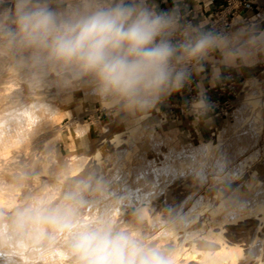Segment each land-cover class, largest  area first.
Returning <instances> with one entry per match:
<instances>
[{"label":"clouds","instance_id":"9594fccd","mask_svg":"<svg viewBox=\"0 0 264 264\" xmlns=\"http://www.w3.org/2000/svg\"><path fill=\"white\" fill-rule=\"evenodd\" d=\"M188 15L184 0H173L167 10L156 0H0V77L11 76L22 85L16 110L4 118L5 124L23 115L24 91H55L69 97L82 92L129 127H138L194 82L196 95L182 111L194 125L210 124L214 106L204 80L215 88L225 81L226 71L264 63V29L241 18L230 30L202 20L194 23ZM261 103L246 96L249 109ZM192 151L206 159L222 155L211 142ZM178 156L168 171L190 175L197 187L209 183L203 170L185 171ZM34 175L25 165L18 178L27 182ZM54 175L56 199L30 193L11 211L0 209V264H21V243L57 237L72 264H176L175 248L148 241L141 211L123 223L114 219L113 210L129 203L115 175L94 165L74 177L66 169ZM239 179L234 175L224 187L232 193L235 210L242 212L248 201L232 187ZM202 203L199 198L187 212L170 210L168 229L188 228Z\"/></svg>","mask_w":264,"mask_h":264},{"label":"rangeland","instance_id":"374dc122","mask_svg":"<svg viewBox=\"0 0 264 264\" xmlns=\"http://www.w3.org/2000/svg\"><path fill=\"white\" fill-rule=\"evenodd\" d=\"M260 1L264 3V0ZM260 11L261 13L258 15L257 22L259 27L264 29V5H262ZM239 17L240 18L234 19V23L241 18L243 21H247V19L241 16ZM250 21H252V19H250ZM238 26L239 24H235L231 30H234V28ZM242 70L243 72L237 77L238 84H236L235 87L236 94L227 95L225 97V99H228V102L223 106V111L210 113L211 121L214 123H217L219 120L224 121L221 129L222 134L220 133L221 138L214 140L212 143L217 146V152L222 155L206 159L194 154L192 151L195 145L212 140L211 123L207 124V126L204 123H200L198 126L199 132L196 137H185L182 132L183 127L186 126L188 122L192 121L193 117L188 115L187 117L184 116L177 120H173L170 110L171 106L168 105V108L165 109L161 104L159 105L162 110L160 112V123H153V120L149 118L143 125L142 130L140 128L137 134L127 143L116 147L111 143L107 145L105 154L100 156L103 161H105L106 166L104 167V171L117 177V185L120 187L121 194L126 196L129 202L126 206L116 207L113 210L114 219L117 220L119 218L117 222L123 223L124 219L130 216L134 210H143L141 212L143 216H145L144 223L146 224L143 223L142 227L147 226L145 227L146 229H144V227L143 229L145 235L148 237V241L150 243L155 242L156 245L160 243L159 245L166 247L164 243H167V238L171 236L170 234L173 232L168 230L166 221L164 222L170 210L175 213L181 211L187 212L188 207L199 198L204 201L201 206L205 203L209 204V202L216 203L215 206H217L220 202H224L223 205L220 206V213L215 220H212L213 217L210 214V210H206L202 213L203 215L195 213V220L191 222V225H196L197 223L195 222L201 217L206 218V224L201 228V230L203 229L201 232L204 234L210 232L211 228L220 230V226H223V233H225L224 237L227 245L231 246L236 244L240 245L243 249L242 255L238 257L240 261L237 259L236 264H264V211L259 209V206L264 204V104L261 103L253 112L251 111L252 109L246 107V104L243 102L241 103L240 100L241 96L244 94L240 83L246 79L244 72L246 70L252 71V75H256L257 82H259L253 85L250 91L256 94H261V91L264 92V63H259L254 67L244 68ZM20 85L21 83L11 76L0 77V128L2 130L0 131V182L4 181L0 184L5 183V181L7 182V184H2L6 186L5 188L3 186V190L2 185L0 188V200H2L0 202V208H4V210L7 211H11L17 205L22 204L24 202V195L30 193H38L37 195L46 194L51 199H56L59 193L53 190L57 183L54 174L61 169H66L68 175L74 177L92 165L99 166L96 162L98 156L92 155L91 152L83 155L85 147L89 143V134L85 128L87 126H94L99 137L101 136L102 138L106 135L110 139L119 119V116L112 115L103 109L94 98L86 96L82 92H76L71 97L57 94L55 91L42 93L41 95L44 96L43 100L41 99L42 101L39 100L38 102L35 100L36 98L33 97L36 96L35 93L29 96L27 91H24V107L19 108V111L23 113V115L19 117L14 124L6 125L4 117H7L10 112L16 110L14 104L16 103L18 94L21 93L22 90V85ZM164 122L168 126L178 129L177 133L166 131L162 124ZM5 126L6 128L3 129L2 127ZM3 130L5 131L3 132ZM26 133H28L29 136H27L28 134L26 135ZM3 146L4 148H2ZM2 149L5 150L2 151ZM178 152L179 156L177 159L183 164L185 171H194V169L195 171H199L202 169L206 173L209 181L206 186L197 187L192 182L190 175H185L183 177L179 175L175 176L167 170L174 154ZM2 158L5 160H2ZM25 165L28 166L29 169H34L35 171L32 180L30 181L29 179L26 183L18 178L21 167ZM13 169L14 171H11ZM16 171L17 176H15ZM236 174H241L240 179L237 180L232 187L234 186L239 189L248 201L247 209L242 212L235 210L233 201L230 199L232 193L224 191V184L229 181L231 182L233 176ZM171 181H173V183ZM179 181L181 183H179ZM34 182L36 188H33ZM139 183L141 185H139ZM45 184L46 186H44ZM190 184H194L192 185V189ZM19 186L20 188H18ZM194 186L197 188L195 189ZM45 187H47L48 190ZM175 188L177 189L175 190ZM171 189H173V192L169 191ZM166 190H168V192ZM6 191L7 193H4ZM177 193H179V195ZM168 195H170V197ZM206 200L209 202H206ZM144 206L146 208H143ZM8 208H11V210ZM95 211L96 210H92V215H95ZM85 215L87 217L88 214L86 213ZM152 221L153 223H151ZM149 224H151V226ZM191 225L189 227L192 229L193 227H191ZM183 231H176L173 232V234L175 235L178 233L180 236V234H183ZM226 231L228 233H226ZM166 232L169 236L166 235ZM58 238L59 237L48 242L36 238L30 240V242L21 243L19 246L21 264H23L24 261L26 262V260L28 264H50L52 261V264H61V262L62 264H72V261L69 262V256L63 250L59 242L60 239ZM163 239H165L163 241L164 243H161ZM207 244L212 246L208 247ZM201 247L206 251L210 248V252L216 249L213 243L207 241L203 242ZM247 249L249 250L247 251ZM43 255H45L44 258L42 257ZM25 256L27 259L24 258ZM38 257H41V259L39 260ZM27 262L24 264H27ZM226 263L228 264V262Z\"/></svg>","mask_w":264,"mask_h":264},{"label":"bare ground","instance_id":"6f19581e","mask_svg":"<svg viewBox=\"0 0 264 264\" xmlns=\"http://www.w3.org/2000/svg\"><path fill=\"white\" fill-rule=\"evenodd\" d=\"M237 18H240V17H237ZM245 72V75H246V79L242 82V83H240L241 84V87H242V91H244V94L241 96V98H240V100H241V103L243 102V103H245V100H246V96H248V95H252V96H254L255 98H257V99H259V100H261V101H264V92H262L261 91V94H256V93H254V92H251L250 91V88L253 86V85H256V84H258L259 82H257V77H256V75H252V71H244ZM8 78V77H7ZM7 82V81H6ZM13 85V84H12ZM19 85V84H18ZM21 86V85H20ZM24 95V94H23ZM34 95V94H33ZM35 95L36 96H33V97H35L36 99V101H38L39 102V100L40 101H42L43 100V95H41L40 93H35ZM30 96V95H29ZM24 99V98H23ZM26 99H28V98H26ZM42 99V100H41ZM25 100V99H24ZM25 103V102H24ZM262 104H264V103H262ZM256 109V108H255ZM255 109H252L251 111H255ZM162 110H161V108H160V106H158V108L156 109V110H154V111H152L149 115H148V118L147 119H145L144 120V122H143V124L142 125H140V126H138V127H129L126 123H124V122H122V120H121V118L119 117V119H118V123H117V125L115 126V128H114V131H113V133H112V136H111V138L109 139L106 135L105 136H103L102 138H101V136L99 137L98 136V132H97V130H96V128L94 127V126H87L85 129H87V131H88V134H89V143L87 144V146L85 147V151H84V153H83V155H86L88 152H91L92 153V155H94V156H98L97 157V159H96V162H97V164H99V166L100 165H102L103 167H105L106 165H105V161H103V159H102V157H100V156H102V155H104L105 154V152H106V148H107V145H109L110 143L111 144H113L115 147L116 146H121V145H123V144H125V143H127L128 141H130V139L133 137V136H135L136 134H137V132L139 131V129L141 128V130H142V127H143V125L145 124V122L150 118V120H153V123H155V122H159L160 123V112H161ZM172 113V112H171ZM1 117V116H0ZM3 118V117H2ZM5 118V117H4ZM212 120V119H211ZM248 120H249V118H248ZM4 122V121H3ZM176 122V121H175ZM246 123V122H245ZM1 124V123H0ZM163 124V127H164V129L166 130V131H171V132H174L175 134L177 133V131H178V129H174V128H172V127H170V126H168L167 124H165V122L164 123H162ZM223 124H224V121L223 120H219L217 123H214L213 121L211 122V136H212V140H210L209 142H211V143H213V141L214 140H216V139H218V138H221V135H220V133H221V129H222V127H223ZM4 126V125H3ZM84 126H86V125H84ZM148 126V125H147ZM156 126V125H155ZM198 126L199 125H194L193 124V120L192 121H190V122H188V124L186 125V126H184L183 127V136H185V137H187V136H194V137H196V135L198 134V132H199V129H198ZM207 126V125H206ZM3 129L4 128H6V126L5 127H2ZM13 128V127H12ZM24 130V129H23ZM0 131H2L1 130V128H0ZM5 130H3V132H4ZM18 131V130H17ZM22 131V130H21ZM25 132H26V130H25ZM24 132V133H25ZM29 133V132H28ZM28 133H26V135L28 134ZM100 133V132H99ZM247 133V132H246ZM222 134V133H221ZM31 135V134H30ZM37 135V134H36ZM27 136H29V134L27 135ZM26 137V136H25ZM31 137V136H30ZM34 137V136H33ZM225 137V136H224ZM192 138V137H191ZM24 139V138H23ZM26 139V138H25ZM28 139V138H27ZM30 139V138H29ZM32 139V138H31ZM223 139V138H222ZM33 140V139H32ZM31 140V141H32ZM27 141V140H26ZM28 142V141H27ZM4 144V143H3ZM218 144V143H217ZM220 144V143H219ZM223 144V143H222ZM9 145V144H8ZM127 145H129V144H127ZM1 147V146H0ZM127 147V146H126ZM129 147V146H128ZM2 148H4V146L2 147ZM9 148V147H8ZM28 148V147H27ZM123 148V147H122ZM126 149V148H125ZM5 149H2V151H4ZM70 150V149H69ZM121 150V149H120ZM2 151H1V153H2ZM8 151V150H7ZM4 155V154H3ZM7 155V154H6ZM251 155V154H250ZM249 155V156H250ZM3 157V156H2ZM5 157V156H4ZM251 157V156H250ZM249 157V158H250ZM254 159V158H253ZM2 160H5V159H3L2 158ZM243 162V161H242ZM245 162V161H244ZM253 162V161H252ZM5 163V162H4ZM7 163V162H6ZM107 163V162H106ZM251 163V162H250ZM257 163V162H256ZM259 163V162H258ZM3 165V164H2ZM8 165V164H7ZM244 165V164H243ZM98 166V165H97ZM5 167H7V166H5ZM4 168V167H3ZM2 168V169H3ZM13 168V167H12ZM11 168V169H12ZM193 168V167H192ZM252 168V167H251ZM202 170V169H201ZM235 170V169H234ZM11 171H14V169L13 170H11ZM194 171H195V169H194ZM241 171V170H240ZM249 171V170H248ZM6 172V171H5ZM5 172H3V173H5ZM9 172V171H8ZM242 172V171H241ZM7 173V172H6ZM15 173V172H14ZM247 173V172H246ZM13 174V173H12ZM1 175V174H0ZM14 175V174H13ZM12 175V176H13ZM241 175V174H240ZM248 175V174H247ZM15 176H17V171H16V174H15ZM39 176V175H38ZM42 178V177H41ZM138 178V177H137ZM244 178V177H243ZM263 178V177H262ZM261 178V179H262ZM152 179V178H151ZM188 179H189V177H188ZM211 179V178H210ZM213 179V178H212ZM218 179V178H217ZM242 179V178H241ZM259 179V178H258ZM20 180V179H19ZM32 179H30V181H31ZM40 180V179H39ZM39 180H36V181H39ZM43 180H44V177H43ZM142 180V179H141ZM145 180H147V179H145ZM150 180V179H149ZM184 180V179H183ZM243 180V179H242ZM13 181V180H12ZM189 181V180H188ZM216 181V180H215ZM1 182H4V181H1ZM0 182V183H1ZM147 182V181H146ZM172 183H173V181H171ZM219 182V181H218ZM230 182V181H229ZM5 183L7 184V182L5 181ZM5 183H2V184H5ZM21 183V182H20ZM26 183V182H25ZM29 183V182H28ZM176 183V182H175ZM179 183H181L180 181H179ZM188 183V182H187ZM219 183H221V182H219ZM218 183V184H219ZM223 183V182H222ZM2 184H0V188H1V185ZM12 184V183H11ZM30 184V183H29ZM28 184V185H29ZM37 184V183H36ZM40 184H41V182H40ZM163 184V183H162ZM211 184V183H210ZM213 184V183H212ZM10 185V184H9ZM8 185V186H9ZM35 185V182H34V184H33V186ZM38 185H39V183H38ZM139 185H141L140 183H139ZM174 185V184H173ZM172 185V186H173ZM192 185H194V184H192ZM192 185L190 184V186H191V189L193 188L192 187ZM216 185V184H215ZM239 185V184H238ZM252 185V184H251ZM3 186H4V188L6 187L5 185H2V190H3ZM7 186V187H8ZM23 186V185H22ZM26 186V185H25ZM32 186V187H33ZM41 186V185H40ZM43 186V185H42ZM44 186H46V184L44 185ZM165 186V185H164ZM170 186V185H169ZM175 186V185H174ZM259 186V185H258ZM13 187V186H12ZM39 187V186H38ZM186 187V186H185ZM215 187H218V186H215ZM234 187V186H233ZM18 188H20V186L18 187ZM22 188V187H21ZM30 188V187H29ZM33 188H36L35 186L33 187ZM40 188V187H39ZM45 188H47V187H45ZM50 188V187H49ZM170 188V187H169ZM194 188H195V186H194ZM197 188V187H196ZM195 188V189H196ZM223 188V187H222ZM235 188V187H234ZM11 189H13V188H11ZM24 189H25V187H24ZM38 189V188H37ZM174 189V188H173ZM173 189H171V190H169V191H172ZM177 188H175V190H176ZM187 189V188H186ZM9 190H10V188H9ZM26 190H28V189H26ZM36 190V189H35ZM42 190H44V189H42ZM47 190H48V188H47ZM122 190V189H121ZM179 190V189H178ZM188 190H189V188H188ZM194 190V189H193ZM214 190V189H213ZM261 190V189H260ZM18 191V190H17ZM32 191V190H31ZM30 191V192H31ZM40 191V190H39ZM39 191H37V192H39ZM44 191H46V190H44ZM136 191V190H135ZM167 192H168V190H166ZM165 191V192H166ZM186 191V190H185ZM190 191V190H189ZM217 191V190H216ZM224 191H226L227 192V190L225 189ZM11 192H13V191H11ZM16 192V191H15ZM20 192V191H19ZM21 192H23V191H21ZM41 192V191H40ZM160 192H162V191H160ZM167 192H166V194H167ZM173 192V191H172ZM171 192V193H172ZM177 192V191H176ZM191 192V191H190ZM189 192V193H190ZM207 192H209V191H207ZM223 192V191H222ZM261 192V191H260ZM4 193H7V191L6 192H4ZM32 193H33V191H32ZM150 193V192H149ZM212 193V192H211ZM216 193H218V192H216ZM215 193V194H216ZM225 193V192H224ZM16 194V193H15ZM38 194V193H37ZM41 194V193H40ZM44 194H45V192H44ZM173 194V193H172ZM171 194V195H172ZM178 195H179V193H177ZM206 194V193H205ZM254 194V193H253ZM13 195V194H12ZM28 195V194H27ZM46 195V194H45ZM51 195V194H50ZM141 195V194H140ZM149 195V194H148ZM152 195V194H151ZM153 195H155V194H153ZM158 195H160V194H158ZM174 195V194H173ZM188 195V194H187ZM19 196H21V195H19ZM23 196V195H22ZM24 196H26V195H24ZM157 196V195H156ZM155 196V197H156ZM166 196V195H165ZM169 197H170V195H168ZM182 196H185V195H182ZM203 196V195H202ZM210 196L212 197V195L210 194ZM209 196V197H210ZM216 196V195H215ZM12 197V196H11ZM143 197V196H142ZM144 197H146V196H144ZM149 198H150V196H148ZM160 197V196H159ZM167 197V196H166ZM173 197V196H172ZM190 197V196H189ZM210 197V198H211ZM17 198H18V196H17ZM19 198H21V197H19ZM23 198V197H22ZM157 198H158V196H157ZM157 198H156V200H157ZM168 198V197H167ZM180 198V197H179ZM216 198V197H215ZM54 199V198H53ZM145 199H147V198H145ZM150 199H152V198H150ZM149 199V200H150ZM172 199V198H171ZM206 199H208V198H206ZM255 199V198H254ZM23 200V199H22ZM209 200V199H208ZM2 200H0V202H1ZM153 201V200H152ZM159 201H160V198H159ZM210 201H211V199H210ZM215 201V200H214ZM260 201V200H259ZM258 201V202H259ZM6 202H7V200H6ZM19 202V201H18ZM150 202V201H149ZM148 202V203H149ZM157 202H158V200H157ZM206 202H209V201H207L206 200ZM217 202V201H216ZM228 202V201H227ZM8 203V202H7ZM147 203V202H146ZM223 203L224 202H220V204H218L217 206H215L216 205V203H210L209 202V204L208 203H205V204H203L201 207H200V209L196 212V213H198V214H202L203 212H205L206 210L207 211H209L210 210V214L212 215V217H213V219L212 220H215L216 219V217L218 216V214L220 213V206L221 205H223ZM152 204V203H151ZM2 206V205H1ZM18 206V205H17ZM255 206V205H254ZM15 208V207H14ZM142 208V207H141ZM143 208H146L145 206L143 207ZM156 208V207H155ZM159 208V207H158ZM1 209V208H0ZM4 209V208H3ZM7 209V208H6ZM8 209H10L11 210V208H8ZM132 209V208H131ZM130 209V210H131ZM136 209V208H135ZM138 209V208H137ZM259 209L260 210H263L264 211V204H261L260 206H259ZM133 210V209H132ZM177 210V209H176ZM134 211H136V210H134ZM141 211H143V210H141ZM145 211V210H144ZM156 212V211H155ZM232 212V211H231ZM230 212V213H231ZM128 213V212H127ZM157 213V212H156ZM229 213V214H230ZM125 214V213H124ZM130 214V213H129ZM152 214V213H151ZM206 214V213H205ZM228 214V215H229ZM239 214V213H238ZM257 214V213H256ZM126 215H128V214H126ZM131 215V214H130ZM156 215V214H155ZM196 215V214H195ZM203 215V214H202ZM227 215V214H226ZM117 216V215H116ZM120 216V215H119ZM152 216V215H151ZM231 217H233L232 215H230ZM230 216H229V218H230ZM237 216V215H236ZM258 216V215H257ZM118 217V216H117ZM127 217V216H126ZM145 217V216H144ZM150 217V216H149ZM157 217H158V215H157ZM199 217H201V216H199ZM206 217V216H205ZM226 217V216H225ZM115 218V217H114ZM152 218H153V216H152ZM202 218V217H201ZM196 219V220H198V221H196L195 223H197L196 225H191V227H193L192 229L189 227V229L188 228H186L184 231H183V234L181 235L180 234V236L178 235V233L177 234H173V232H171L172 234H170L171 236H169V235H167V232H166V235L167 236H169L168 238L170 239H168L167 238V243H164L163 241L165 240V239H163L162 240V242L161 243H164V244H166L165 246H168V245H171L173 248H175V250H176V256H175V258H176V264H227L226 262H228V264H236L237 263V259H238V257L240 256V255H242V253H243V249L240 247V245H236V244H234V245H231V246H229V245H227V243H226V241H225V233H223V226L221 227L220 226V230H217V229H214V228H209L210 229V232H206V233H208V234H204L203 232H201L202 230H201V228L206 224V218H202V219ZM252 218V217H251ZM119 219V218H118ZM117 219V220H118ZM123 219H124V216H123ZM151 219V218H150ZM156 219V218H155ZM161 219V218H160ZM144 220H145V218H144ZM152 220V219H151ZM167 220V219H166ZM166 220H164V222L166 221ZM195 219H193L192 221H194ZM223 220H224V217H223ZM119 221H121V220H119ZM154 221V220H153ZM153 221L151 222V223H153ZM245 221H247V220H245ZM158 222V221H157ZM239 222V221H238ZM253 222V221H252ZM251 222V223H252ZM195 223H192V224H195ZM208 223H210V222H208ZM258 223V222H257ZM256 223V224H257ZM144 224H146V223H144ZM161 224H162V222H161ZM160 224V225H161ZM238 224V223H237ZM150 226H151V224H149ZM223 225V224H222ZM154 226H156V225H154ZM228 226V225H227ZM144 227V226H143ZM145 227H147V226H145ZM144 227V229H146ZM155 228V227H154ZM164 228H166V227H164ZM168 228V227H167ZM230 228H234V227H230ZM144 229H143V231H144ZM148 229H149V227H148ZM225 229H226V227H225ZM155 230V229H154ZM169 230V229H168ZM217 230V231H216ZM228 230V229H227ZM257 230V229H256ZM148 231V230H147ZM207 231H208V229H207ZM230 231V230H229ZM232 231V230H231ZM254 231H255V229H254ZM160 233V232H159ZM226 233H228L227 231H226ZM256 233V232H255ZM168 234H169V231H168ZM260 235V234H259ZM165 236V235H164ZM163 236V237H164ZM166 236V237H167ZM227 236V235H226ZM160 237V236H159ZM162 237V236H161ZM156 238V237H155ZM58 239H60V238H58ZM162 239V238H161ZM38 240V239H37ZM35 241V240H34ZM152 241V240H151ZM154 241V240H153ZM161 241V240H160ZM159 241V242H160ZM209 242V243H213V245H215L216 246V249H214V251H209V250H211L210 248H209V250L208 251H206V250H204V249H202L203 247H201V244L203 243V242ZM249 241V240H248ZM29 242H30V240H29ZM55 242H57V241H55ZM54 242V243H55ZM166 242V241H165ZM155 243V242H154ZM37 244V243H36ZM35 244V245H36ZM160 244V243H159ZM159 244H157L158 246H161V245H159ZM250 244V243H249ZM262 244V243H261ZM55 245V244H54ZM205 245V244H204ZM51 246V245H50ZM207 246L209 247V246H212V245H208L207 244ZM57 247H58V245H57ZM161 247H163V246H161ZM206 247V246H205ZM204 247V248H205ZM251 247V246H250ZM56 249V248H55ZM54 249V250H55ZM59 249V248H58ZM213 250V249H212ZM249 249H247V251H248ZM259 250H260V248H259ZM57 251H59V250H57ZM251 251V250H250ZM26 252V251H25ZM53 252V251H52ZM63 252V251H62ZM55 253H56V251H55ZM60 253V252H59ZM54 254V253H53ZM65 254V253H64ZM249 254V253H248ZM252 254V253H251ZM26 255V254H25ZM61 255V254H60ZM260 255V254H259ZM41 256V255H40ZM44 256L45 255H43L42 257L44 258ZM53 256V255H52ZM54 257V256H53ZM53 257H51V258H53ZM61 257V256H60ZM24 258H26L27 259V257L25 256ZM29 258V257H28ZM39 258V257H38ZM46 258H48V257H46ZM50 258V259H51ZM62 258H63V256H62ZM30 259V258H29ZM41 259V257L39 258V260ZM54 259V258H53ZM52 259V260H53ZM59 259V258H58ZM64 259V258H63ZM65 259H67V258H65ZM43 260V259H42ZM61 260V259H60ZM239 260V259H238ZM244 260H245V258H244ZM249 260V259H248ZM263 260V259H262ZM38 261V260H37ZM47 261V260H46ZM46 261H44V262H46ZM49 261H51V260H49ZM67 261V260H66ZM71 261V259H70V257H69V262ZM240 261V260H239ZM23 262V261H22ZM26 262H27V260H26ZM25 261H24V263H26ZM48 262V261H47ZM57 262V261H56ZM68 262V263H69ZM23 263V264H24ZM30 263V262H29ZM38 263H41V262H38ZM52 263H53V261H52ZM52 263H50V264H52ZM65 263H67V262H65ZM244 263V262H243ZM252 263V262H251ZM27 264H28V262H27ZM32 264V263H31ZM49 264V263H48ZM60 264V263H59ZM61 264H62V262H61ZM70 264V263H69ZM246 264V263H245ZM254 264V263H253Z\"/></svg>","mask_w":264,"mask_h":264},{"label":"crops","instance_id":"0c3cea01","mask_svg":"<svg viewBox=\"0 0 264 264\" xmlns=\"http://www.w3.org/2000/svg\"><path fill=\"white\" fill-rule=\"evenodd\" d=\"M253 2L249 7L241 4L236 9V13L240 14L245 19H250L257 13H261L259 9L262 8L260 5H256V3L262 4L260 0H250ZM161 9L167 10L173 7V0H156ZM184 5L189 12L188 19L192 20L194 23L199 22L200 20L204 21L206 24H214L218 21L219 16L222 13L227 12L229 16H232L235 10L228 6V0H184ZM258 7V8H257ZM227 72H233L237 77L243 70L237 72L235 70H229L225 72V76ZM210 73V68H209ZM198 79V78H196ZM204 85L208 89L209 84L208 80H204ZM196 91V90H195ZM209 92V90H208ZM191 100L190 95L185 88L181 93H177L172 95L166 102L161 105L166 109L168 105H173L170 109L172 114L179 112V107L186 104L187 101ZM188 115H185L187 117Z\"/></svg>","mask_w":264,"mask_h":264},{"label":"built area","instance_id":"2783aa9c","mask_svg":"<svg viewBox=\"0 0 264 264\" xmlns=\"http://www.w3.org/2000/svg\"><path fill=\"white\" fill-rule=\"evenodd\" d=\"M241 4H244L245 6L249 7L251 4H253V2L250 0H228V6L232 5L231 7L235 10V12L233 13L232 16H229L227 12H225V13L221 12L218 21L216 23H214L213 25H216L217 27H220V28H225V29L231 30L232 27L235 26L234 19L241 16L240 14L236 13L237 7H239ZM256 5L262 6V5H264V3H262V4L256 3ZM258 10H260V9L258 8ZM259 14L260 13H257L256 15L251 17L250 19H252V21H254L258 24L257 19L259 17L258 16ZM250 19H247L246 22H249ZM225 77H226V79L223 82V84L218 85L215 88H212L210 86L208 87V90H209L208 97L214 106V109L212 112L223 111V106L228 102V99H225V97L227 95L236 94L235 87H236V84H238L237 83V76L233 72H227ZM227 89H228V91H227ZM195 90H196V83L194 82L190 86V88H187V91L190 95V98H192L193 96L196 95ZM170 106H171V108L173 107V105H170ZM184 106L185 105L179 107L178 113L177 112L174 114L171 113L173 120H177L178 118H182L186 115L184 113V111H182V108Z\"/></svg>","mask_w":264,"mask_h":264}]
</instances>
